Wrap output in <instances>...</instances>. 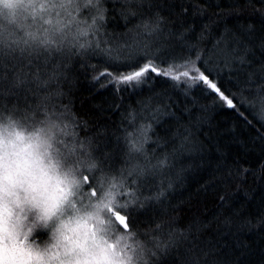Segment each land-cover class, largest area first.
I'll return each mask as SVG.
<instances>
[{
	"label": "snow or ice",
	"instance_id": "snow-or-ice-1",
	"mask_svg": "<svg viewBox=\"0 0 264 264\" xmlns=\"http://www.w3.org/2000/svg\"><path fill=\"white\" fill-rule=\"evenodd\" d=\"M82 79L98 114L75 110ZM197 93L251 131L235 151L195 139ZM194 170L223 209L214 234L180 222ZM249 178L264 191V0H0V264H252L264 195L234 203ZM24 185L26 234L5 199Z\"/></svg>",
	"mask_w": 264,
	"mask_h": 264
},
{
	"label": "trees",
	"instance_id": "trees-1",
	"mask_svg": "<svg viewBox=\"0 0 264 264\" xmlns=\"http://www.w3.org/2000/svg\"><path fill=\"white\" fill-rule=\"evenodd\" d=\"M229 23L231 24V20ZM156 87L160 89L165 85L158 83ZM197 96V105L193 106L190 102L187 103V107L193 109L191 117L188 113H183L185 122L190 119L200 121V124L193 129L195 139L203 144L208 156L215 154L217 146L235 151L237 146L232 143L234 137L249 136L252 134L251 131L245 128L241 118L226 106L219 102L213 104L211 97L205 98L199 93ZM73 99L75 110L81 113L88 112L94 115L99 113V108L95 106L106 107L105 97L90 93L88 83L83 79L73 89ZM178 107L180 109L185 107L182 96ZM104 116L113 121L118 120V114L104 113ZM206 178L207 172L194 170L184 187L178 191L177 199L184 201V211L179 215L182 225H187L194 215L198 216L206 224L211 225V231L214 234L217 227V217L221 216L223 209L219 208L218 199L212 189L207 193L198 191L200 183ZM244 189L247 190L248 195H245L244 190L236 192L234 203L237 205L244 203L245 213H254L264 191H262L260 183L254 182L251 178L244 185ZM233 191L235 192L234 189ZM241 239L251 249L249 259L252 264H261L262 253H264V234L259 232L244 233ZM229 242L232 243L233 241L229 239Z\"/></svg>",
	"mask_w": 264,
	"mask_h": 264
},
{
	"label": "clouds",
	"instance_id": "clouds-1",
	"mask_svg": "<svg viewBox=\"0 0 264 264\" xmlns=\"http://www.w3.org/2000/svg\"><path fill=\"white\" fill-rule=\"evenodd\" d=\"M6 129L5 135H8L9 129H7L6 125H3ZM12 138H15L14 136ZM44 139H48L44 137ZM47 144H45L44 148H41V151L44 152ZM45 163H48L47 154L45 153ZM61 174L64 169H61ZM10 195H7L5 199L8 201V206L11 208L12 223L20 227L22 233L26 234L29 229H31L38 220V210L34 207L32 200L35 196V193L27 186H17L16 188L11 190Z\"/></svg>",
	"mask_w": 264,
	"mask_h": 264
}]
</instances>
